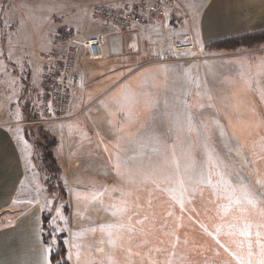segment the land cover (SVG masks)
<instances>
[{"label": "rangeland", "instance_id": "obj_1", "mask_svg": "<svg viewBox=\"0 0 264 264\" xmlns=\"http://www.w3.org/2000/svg\"><path fill=\"white\" fill-rule=\"evenodd\" d=\"M0 2L2 31L16 28L30 52L32 29H20L24 18L12 26L18 14ZM157 2L159 27L145 35L156 51L142 57L131 43L128 72L92 86L83 64L74 116L33 123L35 85L19 96L33 165L16 218L2 217L13 231L0 236L1 259L8 245L17 264H264V43L202 45L182 12L198 0ZM53 138L55 166L43 150Z\"/></svg>", "mask_w": 264, "mask_h": 264}, {"label": "crops", "instance_id": "obj_2", "mask_svg": "<svg viewBox=\"0 0 264 264\" xmlns=\"http://www.w3.org/2000/svg\"><path fill=\"white\" fill-rule=\"evenodd\" d=\"M143 1L155 3L158 0H8L5 3L13 14H18L10 17L12 26L18 25L24 18L27 27L22 25L20 29H32L33 38L38 43L33 40L36 46L30 52L22 50L17 45L23 42L21 33L16 28L2 31L0 23V45L4 40L6 43L5 55L0 51V236L13 231L10 228L2 229L1 220L2 217L10 218L11 214L16 218L18 187L27 181L25 174L33 165V143L28 135L29 127L24 124L29 114L18 102L19 96H26L27 92L30 94L32 86L35 85L36 90L40 87L43 66L41 54L51 46L55 32L63 28H71L87 38L104 36L103 58L90 60L84 57L80 66L83 69V64H89L91 86L96 81L111 77L117 76L116 80H119L118 76L128 72L130 60L135 56L123 53L124 47L138 42V46H142V57L152 54L156 48L147 37L150 34L152 36L159 25L153 21L147 22L144 25L148 32L146 37L140 32H126L116 24L102 22L91 16L90 10L99 5L122 7L129 2ZM183 2L189 4V0ZM2 5L0 2V13L4 14ZM192 7L191 4L183 6L182 12L187 18L184 26L188 27L185 33L191 36L190 39L201 41L202 45L264 29V0H198ZM194 11L200 14L199 18L195 23L191 21L188 24ZM110 84L111 81H108L101 92ZM87 85L85 75V87L77 94L73 105L79 96L84 95ZM8 248L7 245L4 249L8 257H0V264H17L15 260H9Z\"/></svg>", "mask_w": 264, "mask_h": 264}, {"label": "built area", "instance_id": "obj_3", "mask_svg": "<svg viewBox=\"0 0 264 264\" xmlns=\"http://www.w3.org/2000/svg\"><path fill=\"white\" fill-rule=\"evenodd\" d=\"M170 0H166L169 2ZM165 10L160 2H129L122 7L111 4L95 6L91 16L105 23L118 25L126 32L148 35L145 24L157 20ZM176 49H192L193 44L171 43ZM104 36L87 38L71 28L55 32L51 46L41 54L43 61L41 84L36 93L37 116L33 123L58 124L74 116L71 112L77 94L85 87L82 59L103 58Z\"/></svg>", "mask_w": 264, "mask_h": 264}, {"label": "trees", "instance_id": "obj_4", "mask_svg": "<svg viewBox=\"0 0 264 264\" xmlns=\"http://www.w3.org/2000/svg\"><path fill=\"white\" fill-rule=\"evenodd\" d=\"M261 43H264V29L211 41L208 45L218 49H235L241 46L254 47L255 45ZM43 138L45 140L50 139L46 134L43 135ZM55 144L56 139L53 138L47 145H44L43 149L46 162L50 163L51 166H55L57 164V160L53 153V146ZM52 258L53 257L51 256V259Z\"/></svg>", "mask_w": 264, "mask_h": 264}]
</instances>
